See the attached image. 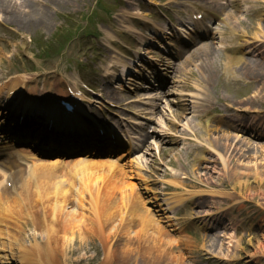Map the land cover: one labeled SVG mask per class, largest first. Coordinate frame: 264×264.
I'll return each instance as SVG.
<instances>
[{"label":"rangeland","instance_id":"obj_1","mask_svg":"<svg viewBox=\"0 0 264 264\" xmlns=\"http://www.w3.org/2000/svg\"><path fill=\"white\" fill-rule=\"evenodd\" d=\"M14 1H24L32 7L21 6L19 14L7 7L2 12L0 8V113L19 120L20 114L31 111V115L20 119L27 127L32 123L46 124L39 116L46 115V107L54 100L66 97L64 81L95 82L110 70L108 64L120 63L126 54L117 50L116 44L143 53L139 59H133L139 65L134 67L139 74L147 68L162 69L169 50L165 42L173 46L175 43L172 37L165 38L163 50H157L149 42L154 39L152 28L144 24L150 10L156 14L160 5L176 8L199 2L178 0L180 4L174 5L177 0ZM40 2L45 5L37 4ZM230 3L222 15L224 21L211 28L213 39L206 42L212 47L211 57L175 61L174 73H170L160 93L161 100L144 98L145 93L132 82L125 83L116 94L109 86L118 80L108 83L112 77L103 78L102 84L97 80L105 101L96 105L117 104L114 112L126 125L124 137L129 136L136 143L133 150L111 166L102 161L86 163L84 166L91 169L86 175L75 171L82 167L79 165L76 169L72 166V176L60 174L66 205L56 215L52 206L51 213L44 216L42 202L38 201L30 208L31 216L22 222L24 214L19 213V206L11 204L4 209L0 223V249L4 257L0 264L18 262L24 254L26 257L20 263L36 264L39 260L38 264H264V198L252 199V192L241 190L237 183H246L245 174L255 172L258 165L264 168V149L257 147L247 152L243 145L246 140L254 145L264 142V137L256 138L264 126V52L259 53L261 50L253 48L251 42L258 30L264 40V0ZM26 11L29 14L24 15ZM14 15H18L16 20H10ZM187 20L182 17L177 28L182 31V22L188 24ZM119 32L139 45L129 48ZM139 34L143 42L137 40ZM234 43H239L243 59L259 60L260 67L254 68L251 75L246 73L242 61L231 64L230 73L226 71ZM206 68L209 70L204 72ZM22 82L26 89L17 92ZM12 84L16 89L9 93ZM20 96L34 105L22 106ZM252 99L255 103L246 102ZM89 107L97 110L90 104L81 109L95 117ZM240 117L257 118L258 123L250 126ZM135 120L142 123L136 126L132 124ZM226 135L229 140L224 138ZM239 140L242 144L237 143ZM228 143L230 149L235 146L243 150V156L230 157L223 149ZM198 154L204 160L196 165ZM196 175L208 178L213 185L197 182ZM181 180L187 189L177 190L187 200L175 206L170 199L172 184L168 182ZM116 184L118 188L112 189ZM232 184L237 194L233 193ZM142 190L145 192L141 193ZM201 193L210 196L200 198L197 195ZM218 194L225 198L213 196ZM111 195L112 215L103 213L102 208L95 211L101 207L102 198ZM138 202L142 205L141 217L128 216L133 203ZM150 210L154 222L146 224L145 233H141L143 219ZM70 212L74 213L73 225ZM186 214L189 219L183 218ZM13 216L19 217V231L8 222ZM54 230L50 238L49 232ZM133 235L137 237L132 238ZM145 241L151 252L146 250ZM215 244L216 248L212 246Z\"/></svg>","mask_w":264,"mask_h":264},{"label":"bare ground","instance_id":"obj_2","mask_svg":"<svg viewBox=\"0 0 264 264\" xmlns=\"http://www.w3.org/2000/svg\"><path fill=\"white\" fill-rule=\"evenodd\" d=\"M49 1H51V0H49ZM37 4L45 5L44 3H41V2L37 3ZM21 6L32 7L31 5H27L24 1H21L20 3H18L16 1L12 2V0H0V8L2 9V12H4V9L7 7V9H9V11L13 12V14H15V13L19 14V13H21L19 10V8ZM32 10L35 11L34 6H33ZM25 13L27 14L28 12L27 11L24 12V15H26ZM17 16L18 15L12 16V18L10 20H14V19L16 20ZM26 26L27 25L25 24V27ZM253 36H254L253 40L251 41L254 43L253 48L260 49L262 47V49L264 51V40H261V37L263 36L262 31L258 30L256 32H254ZM119 37H121V39L125 43H127L130 47L135 46L137 44L135 42V40L132 41L131 39H129L128 36H125V35L121 36V34H120ZM115 47L119 51H122V49H123L119 44H117ZM124 50H126V49H124ZM211 53H212V47L207 45L205 48H203V47L198 48L196 51H194L192 53V55L194 58L201 60L202 56L205 58H210ZM261 53L263 54V52H261ZM128 54L131 56V53H128ZM227 58H228V64L226 66V71L228 73H230L229 71H231V69H233L231 64H233V63L237 64L238 61H242V65H244V68H246V73L248 75L252 74V71L254 68L260 67L259 60L254 59V58H251V59H243L242 58V49L239 46V43H236L232 47ZM129 65L130 64L128 61H122L121 66L123 68V71L129 69L130 68ZM207 70H209V68H206L203 71L205 72ZM144 71L146 72V70H144ZM246 102L249 104H252V103H255V100L252 99V100H250V101L248 100ZM261 114L264 115V111H262ZM241 120H243L244 123L249 124L250 126L254 122L258 123L257 118H251L250 119V118H244L243 117V118H241ZM241 120H239V121H241ZM24 122L25 121H22L21 123L23 124ZM254 125H255V123H254ZM226 127L228 128L227 125H226ZM261 127H262V125L259 128H261ZM262 128H263V130H262L260 136L256 137L258 139H261L264 137V126ZM204 130L207 131L208 129L205 128ZM209 130H210V132L215 131L213 129H209ZM77 131H79V130H77ZM118 138L120 139V141L124 140V138H122L121 136H118ZM224 138L226 140H229L227 135ZM126 141H127L126 145H128V146H131L133 143L132 139L126 140ZM237 143L242 144V142L240 140ZM229 145H231V143H228V146L226 148L223 147V149L227 150L230 153V157L232 155H233V157H235L237 154L240 156H243V154H244L243 150H241L240 148L237 149V148H235V146H233V148L230 149L231 146H229ZM243 145L248 149V150L246 149L247 152L248 151H254V148L256 149L257 147L260 149H264V142L256 143V145H254L252 141L246 140V141H243ZM227 151H225V152H227ZM233 152H235V153L233 154ZM0 155L4 156L2 159L0 157V223H3V221L1 219H2V213L4 212V209H7L8 206H11V204H13L14 206H19V213L24 214V217L20 218V220H21L20 222L26 220L28 217L31 216L32 210L30 208H33L36 205L37 201L39 203L42 202L41 206H42V212L44 213L43 214L44 216L45 215L48 216V214L51 213L52 206H53V208H52L53 215L54 214L56 215L57 212L63 210L64 206L66 205L65 204L66 192L61 187L60 180L58 179V177H60V171H59L58 165L62 161V159L60 157L54 156L53 158L39 159L37 157V155H35V153L31 150V148L22 142L19 143V145H12L8 148H3L0 145ZM122 155H124V154H122ZM122 155L118 156V158L120 159ZM198 155L199 156L196 158L201 163L202 160H204V158L201 154H198ZM90 156H91L90 154L83 153L82 155H80L77 158V161L73 162V164L78 165L77 163L80 160L86 159ZM102 157L104 158L105 156H102ZM105 163H109L110 166L114 165L112 163V161L111 162H105ZM81 164L82 165H79V166H82V167L79 170L76 169V166L74 165V169H76L75 171L79 172V174L81 176H82V174L86 175V174L91 173V169L84 166L85 165L84 163H81ZM256 166H257V164H256ZM260 166L261 165H258V167H260ZM70 167H71V169H73L72 166H70ZM258 167H257V170L255 172L245 174V176L247 177L246 183L237 181L238 186L241 188V190H245V191L250 190L252 192L251 194H249V195H251L252 199H254V198L256 199V196L259 197V199L264 198L263 197L264 196V168L261 166V168L259 169ZM249 178H253V181L250 182ZM195 179L197 180V182H202L206 186L213 185L208 180V178H203L201 176L196 175ZM8 183H10V185H8ZM168 183L172 184L171 187L173 189L172 196L170 197V199L172 200L171 203L175 204V206L181 205V203L187 199H185L183 194H179L178 193L179 190H177V189H182L181 191H183L184 189H187V186L184 184V180H181L179 183L176 181H174V182L171 181ZM202 183H200V184H202ZM54 186H57V187L54 188ZM118 186L119 185L116 184L112 187V189L118 188ZM232 186L234 188L233 193L237 194L235 191V187H234L235 185L232 184ZM145 189L147 190L146 192H148L149 189L146 186H145ZM143 191L144 190H142L141 193L145 192V191L144 192ZM250 191H249V193H250ZM51 192H53V194ZM54 192H56V193L54 194ZM217 192L220 194H224V196L226 194H228V193H225L222 191H217ZM89 196H90V198H93V194H89ZM197 196L202 198L203 196L207 197L210 195L207 193H201V194H198ZM213 196L216 198H220V199L225 198L223 195L220 196L219 194L213 195ZM238 196H240V194H238ZM113 198H114V195H111L108 198H102L101 207H99V205L96 204L99 207V209H96L95 211H99L102 208L103 213H108L109 215L111 213H113V211H111L112 202L109 203V201L114 200ZM79 200H80V198H79ZM262 205H264V203H262ZM132 207H133V210L130 211L128 216H136L137 218H140L141 213L143 212L141 210L142 205L138 202V203H133ZM184 208H183V210H184ZM198 213L199 212H195V214H198ZM73 218H74V213L70 212L69 213V220H70L71 225H73L71 223V221H74ZM183 218L189 219L188 214H186ZM8 222H11L13 225H15L17 231L20 230L19 229V217L13 216L12 220H8ZM153 222H154V217H153V213H151V210H150V212H147L145 214V219H143V224H142V227L140 228L141 229L140 232L145 233V229H146L145 225L146 224L152 225ZM105 225H107L106 222H105ZM54 233H55V230H54V232H49L50 238L54 235ZM71 233L73 234V232H71ZM55 237H57V235ZM125 237L128 238V240H129V234L128 233L125 234ZM135 237H137V236H134V235L132 236V238H135ZM154 245H156V244H154ZM145 246L148 247V248H146V250L151 252L152 248H151V246L148 245V242L146 243V241H145ZM212 246L216 248V244L212 245ZM23 251H25V249ZM1 257H2V255L0 254V258Z\"/></svg>","mask_w":264,"mask_h":264}]
</instances>
